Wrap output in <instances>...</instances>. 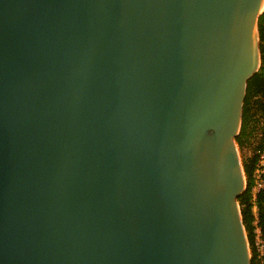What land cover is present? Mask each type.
<instances>
[{"label":"water","instance_id":"obj_1","mask_svg":"<svg viewBox=\"0 0 264 264\" xmlns=\"http://www.w3.org/2000/svg\"><path fill=\"white\" fill-rule=\"evenodd\" d=\"M264 0H0V264H251L236 137Z\"/></svg>","mask_w":264,"mask_h":264},{"label":"trees","instance_id":"obj_2","mask_svg":"<svg viewBox=\"0 0 264 264\" xmlns=\"http://www.w3.org/2000/svg\"><path fill=\"white\" fill-rule=\"evenodd\" d=\"M259 50L261 62H264V11L259 18ZM264 80L261 70H258L247 82L246 96L242 112V124L236 144L240 150L252 146L253 139L258 129L264 134ZM252 149V147L250 148ZM256 157L250 156L243 161V169L246 177V189L237 198L251 251V264H264V189L256 198L257 220L253 216V204L251 203V178ZM256 229L259 230V238L262 241V250L256 245Z\"/></svg>","mask_w":264,"mask_h":264},{"label":"built area","instance_id":"obj_3","mask_svg":"<svg viewBox=\"0 0 264 264\" xmlns=\"http://www.w3.org/2000/svg\"><path fill=\"white\" fill-rule=\"evenodd\" d=\"M262 72L263 80H264V62L260 61L259 69ZM261 127H264V124L261 123ZM251 155L256 157V162L254 164L252 178H251V203L253 204V216L255 218V225L257 220V207L255 205L256 198L259 192L264 189V134L260 129L257 130L255 134V142L252 144V149H250ZM256 245L258 250L261 252L262 250V241L259 238V230L256 229Z\"/></svg>","mask_w":264,"mask_h":264},{"label":"rangeland","instance_id":"obj_4","mask_svg":"<svg viewBox=\"0 0 264 264\" xmlns=\"http://www.w3.org/2000/svg\"><path fill=\"white\" fill-rule=\"evenodd\" d=\"M255 142V138L253 139V143ZM252 146L249 147H245L243 150H240L238 145H237V151H238V156H239V160L241 161L242 165H243V161L246 160L247 158H249L250 156H252L250 153V148ZM245 175V174H244ZM245 181H246V177H245ZM251 254V251H250Z\"/></svg>","mask_w":264,"mask_h":264}]
</instances>
